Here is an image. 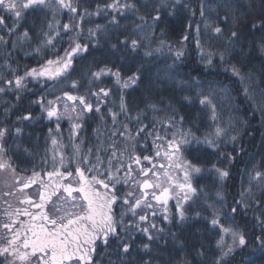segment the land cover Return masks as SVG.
Instances as JSON below:
<instances>
[{
    "label": "trees",
    "instance_id": "1",
    "mask_svg": "<svg viewBox=\"0 0 264 264\" xmlns=\"http://www.w3.org/2000/svg\"><path fill=\"white\" fill-rule=\"evenodd\" d=\"M112 2L72 0L78 8L72 13L50 0L47 8L27 10L20 26L10 34L0 29V36L6 41L0 42V87L6 89L0 93V129H7L2 141L7 149L5 158L10 159L17 175L27 179L33 170H51L50 163L45 164L44 160L50 162L54 153L59 159L58 153L63 152L66 163L74 169L76 164L71 159L74 144L80 146L82 154L92 148L93 157L98 146L108 148L113 141L118 142L117 148L128 146L131 151L132 141L118 132L113 135L117 129L122 131L123 125H127L133 135L141 125L148 126L146 132H158L165 139H171L173 134L179 139L178 134L184 133L193 142L182 146V154L201 167V172L193 179L200 198L181 202L187 216L184 221L179 219L175 199L168 202L170 222L163 219L157 208V215L150 216L149 220L156 223L157 229H163L162 232L152 230L159 239L149 242L143 234L134 231L135 241L124 264H143V261L150 264H214L221 255V249L217 247L221 237L224 251L233 243L231 234L221 232L220 226L237 230L246 239L244 246L233 245V252L222 264H264V247L260 243L264 233L256 220L264 208V201H261V208H257L255 202L264 194V182L252 179L257 171L264 173V29L252 27L264 22V0H163V4L161 0H120L121 4L135 7L121 8L119 12L105 8ZM157 14L160 19L154 21L152 17ZM0 15L7 14L0 11ZM113 17L118 23H111ZM6 23L12 24V19H7ZM64 24H70V32L64 31ZM205 24L211 27L206 28ZM216 26L222 28L221 34L214 33ZM89 30L94 35H90ZM25 31L28 38L23 37ZM232 31L238 36L231 37ZM45 34L54 37L53 45L44 44ZM70 37L88 44L89 48L86 53L73 58L67 79L62 78L61 83L27 77L24 80L26 87L15 88L16 77H24L27 70L40 68L57 54L62 56L69 47ZM132 40L138 41L135 50L131 48ZM124 41L128 42L127 46ZM113 45L117 47L114 49ZM178 52L182 53L179 57ZM233 66L239 70V75L233 74ZM102 68L113 72L119 70L122 80L133 73L140 78L135 85L124 89L112 75H103L99 79L92 77V73ZM9 80L13 82L11 85L7 83ZM73 80L79 81L76 89L71 88ZM102 87L110 90L109 96L92 95ZM65 91L85 95L93 108L99 99L100 112L85 113L80 120V129H73L74 123L63 116L57 132L55 118H46L36 101L42 96L54 99ZM121 95L127 105L126 112L120 109ZM205 96L211 104H200V99ZM149 105H155L156 110ZM28 113L32 119L22 121L20 117ZM113 113L117 114L115 124ZM170 117H174L171 123ZM18 127L21 129L19 134L16 133ZM217 128L222 130L219 136L216 135ZM49 129H52L51 133ZM53 137L58 140L56 146L51 144ZM206 138L214 141L215 147L204 143ZM137 139V154L155 155L154 137L145 138L141 133ZM197 140L200 142L196 143ZM156 143L163 144L164 141L157 140ZM109 155L110 150L103 152L102 158ZM228 157L233 159L229 161ZM157 160L159 162L160 158ZM213 165L227 170L229 175L221 179ZM142 166L150 167L147 162ZM3 173L5 171L0 172V186ZM250 184L251 193L248 192ZM4 192L14 191L7 187ZM4 192L0 187V210L9 204L12 206L9 211L28 207L16 204L17 200L11 199L14 195L4 196ZM24 192V196L31 195L28 190ZM242 192L245 202L252 206L246 215L233 217L231 207L236 206L235 201L241 199ZM17 197L23 196L17 192ZM34 200H38V196ZM113 207L119 214L120 207ZM214 213L220 221L217 227L211 225ZM145 242L150 244L148 252L142 249ZM200 252L205 255H198ZM94 259L98 264H121L114 244L108 249L98 247Z\"/></svg>",
    "mask_w": 264,
    "mask_h": 264
},
{
    "label": "snow or ice",
    "instance_id": "2",
    "mask_svg": "<svg viewBox=\"0 0 264 264\" xmlns=\"http://www.w3.org/2000/svg\"><path fill=\"white\" fill-rule=\"evenodd\" d=\"M161 2L163 4V0ZM55 3L72 13L78 11L72 0H55ZM49 6L50 0H0V11L7 14L0 15V29H4L10 34L20 26V21L27 10ZM134 7L128 3L121 4L120 0H113L111 4L105 5L106 9H111L114 12H119L121 8L131 9ZM156 11L158 13L159 8ZM203 15L202 7L201 16ZM9 18L12 19V24L6 23ZM141 19L144 18L141 17ZM152 19L158 21L160 16L157 14ZM226 19L227 17H225ZM111 23H118V21L113 17ZM51 27L52 25L49 24V28ZM205 27H211V25L205 24ZM252 27L264 29V22L254 24ZM63 29L65 32H70V24H64ZM213 31L216 34H221L222 28L216 26ZM89 34L94 35L92 30H89ZM45 35L47 38L44 44L53 45L54 37ZM237 36L236 31L231 32V37ZM23 37L28 38L27 31L23 33ZM0 42L6 43L4 36H0ZM123 43L127 46L128 42L124 41ZM137 46L138 41L132 40V50H135ZM116 47L113 45L114 49ZM88 48V44L70 37L69 47L64 50L62 56L57 54L54 59H48L40 68L27 70L24 77H16L15 88L26 87L24 80L27 77L34 80L46 78L62 83L63 79H67L66 74L72 68L73 58L78 54L86 53ZM39 51L38 48L37 52ZM181 54L178 52L177 57ZM146 55H151V53H146ZM220 60H224L223 54H221ZM232 71L233 74L239 75V70L235 66H233ZM103 75H112L115 77L116 83L124 89L135 85L140 78L137 73H133L126 80H122L119 70L113 72L109 68H102L92 73V77L95 79H99ZM7 83L11 85L13 82L9 80ZM78 85L79 81L77 80L71 82L72 89L78 88ZM5 90L4 87H0V93L5 92ZM109 91L102 87L98 91L92 92V95L98 98L107 97ZM185 99L188 100L189 98L185 97ZM36 102L41 105L46 118L49 120L55 118L57 132L60 128V119L65 114L75 113L77 102L81 106V112L75 117L77 121H80L85 113L100 112L99 99L97 106L93 108L92 103L88 101L85 95H74L68 91L51 100L42 96ZM199 102L202 105L211 104V100L206 96L202 97ZM61 105L63 111H61ZM149 107L154 111L156 110L155 105H149ZM120 109L122 112L127 111L123 95H121ZM116 116V113L112 114L114 124L116 123ZM20 119L29 121L32 117L28 113L21 116ZM69 119H71L70 115ZM136 119L139 121V115ZM173 119L174 117H170L169 123ZM157 122L164 123L163 121ZM81 127V123L72 125L73 129H80ZM147 127V125H141L135 130L134 135L127 125H123L122 131L117 129L113 132L114 136L118 132L121 137L132 141L131 151L128 146L117 148L118 142L113 141L108 148H104L103 145L98 146L93 157L92 148L82 154L80 146L74 144L71 157L76 164L74 169L66 163L65 154L59 152V159L55 153L50 162L45 158L44 163H50L51 170L42 169L43 175L41 172L33 170L32 175L24 180L22 185L20 178L16 177L15 183L20 186L15 191L23 193L24 189L36 185L35 194L38 196V200L25 195L19 199V203L28 207H16L9 211L8 208L12 207L9 204L7 208L0 210V230H4L0 232V241H3L0 243V264H98L94 259L97 248L103 246L108 249L112 248L113 244L119 252L121 264H124L125 258L130 254L135 241L134 231L143 234L149 242L159 239L152 234V230L162 232L163 229H157L156 223L149 220L150 216L155 217L157 215V208L163 214V219L170 222L168 202L170 199H175L179 219L181 221L186 220V212L181 201L187 202L191 199V194L196 193L197 189L193 187L192 179L201 172V167L182 154V146L193 141H190L184 133L178 134L179 139H177V134H173L171 139H165L158 132H146ZM221 131L217 128L216 135L219 136ZM6 132L7 129H0V172L8 170L15 177L17 169L10 159L5 158L7 149L2 141ZM20 132L21 129L18 127L16 133L19 134ZM51 132L52 129H49V133ZM141 133H144L145 138L154 137L152 141L155 149L154 156L136 153V144L139 143L137 138L140 137ZM233 139L235 140V137ZM157 140H162L164 143L157 144ZM195 142L199 143L200 141ZM204 143L210 147H215V142L207 138ZM51 144L56 146L58 140L54 137L51 138ZM109 150L110 155L103 159L102 153ZM157 158H160L159 162ZM228 159L231 161L233 158L228 157ZM143 162H147L150 167L142 166ZM213 168L221 179L229 175L227 170L217 168L215 165ZM252 179L264 182V173L257 171ZM124 188H127V191H122ZM248 192L251 193V184ZM3 195L12 196L15 195V192H4ZM240 195L241 199L235 201L236 206L231 207L233 217L237 214L246 215L252 206L245 202L244 192ZM261 201H264V194L256 198L257 208H261ZM114 205L120 207L119 214L115 212ZM197 215L199 214L197 213ZM126 217L129 219L126 220ZM256 220L261 224L262 233H264V208H261ZM232 222L235 223V219ZM211 225L213 227L220 225L215 213L211 219ZM220 231L230 233L233 243L227 246V251H224V240L221 237L217 242V247L221 249V255L215 259L214 264H222L229 253L233 252V245L244 246L246 244L245 236L241 232L223 226H220ZM260 243L264 247V240H260ZM142 249L145 252L150 251V244L143 243ZM198 255L204 256L205 253L200 252ZM111 264H115V262H111ZM143 264H150V262L143 261Z\"/></svg>",
    "mask_w": 264,
    "mask_h": 264
},
{
    "label": "rangeland",
    "instance_id": "3",
    "mask_svg": "<svg viewBox=\"0 0 264 264\" xmlns=\"http://www.w3.org/2000/svg\"><path fill=\"white\" fill-rule=\"evenodd\" d=\"M69 104H71V102H68ZM61 111H63V106L61 105ZM81 112V106H79L78 105V102H77V108H76V112L75 113H69V114H65L64 115V117H67V119H68V121L72 124V123H81V121H77L76 119H75V117H76V115L78 114V113H80ZM69 115L71 116V119H69ZM6 173V174H5ZM5 173H3L2 174V176H3V178H2V183H1V189H2V191L4 192V190L5 189H7V187H8V189H12L14 192H15V195L11 198V199H13V200H17L16 201V204L18 203V204H20L19 203V198L17 197V191H15L16 190V188L17 187H19L20 185H17L16 183H15V178L16 177H19L20 178V180H21V185L23 184V182H24V179H26L25 177H20L19 175H17L16 174V176L14 177L13 176V174L10 172V171H8V170H5ZM7 175V176H6ZM193 179H194V177H193ZM192 179V184H193V187H195V184H194V180ZM7 186V187H6ZM36 185H33V186H31V187H29V188H26V189H24V190H28V191H30V193L29 194H31L29 197H32V199H36V194H35V190H36ZM196 188V187H195ZM26 192H23V193H21V192H19V195H21V196H24V194H25ZM181 195H183L182 193H181ZM27 196H28V193H27ZM200 198L199 197V194L197 193V191H196V193L195 194H191V199H189L188 201H190V200H192L193 198ZM18 198V199H17ZM169 202H171L170 200H169ZM181 202H183V201H181ZM33 211H35V209H32ZM1 243H3V241H1Z\"/></svg>",
    "mask_w": 264,
    "mask_h": 264
}]
</instances>
